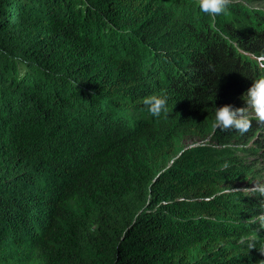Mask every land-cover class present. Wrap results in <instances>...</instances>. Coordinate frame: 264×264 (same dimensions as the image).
<instances>
[{
  "label": "trees",
  "instance_id": "16d2710c",
  "mask_svg": "<svg viewBox=\"0 0 264 264\" xmlns=\"http://www.w3.org/2000/svg\"><path fill=\"white\" fill-rule=\"evenodd\" d=\"M255 3L0 0V264H264V123L212 126L264 75Z\"/></svg>",
  "mask_w": 264,
  "mask_h": 264
},
{
  "label": "clouds",
  "instance_id": "9594fccd",
  "mask_svg": "<svg viewBox=\"0 0 264 264\" xmlns=\"http://www.w3.org/2000/svg\"><path fill=\"white\" fill-rule=\"evenodd\" d=\"M232 0H198L199 10L212 17L226 14L229 10ZM256 65L259 69H264V53L254 56ZM245 100L247 107L234 109L230 105L216 108L213 128L227 131L234 129L241 135L247 133L252 127V117L257 122L264 123V75L257 78L251 88L246 93ZM143 104L147 106L149 113L153 117H160L162 113L167 114V100L160 95H151L143 100ZM251 110V113L249 112ZM227 167V165H225ZM254 187L245 189L244 191L251 193H259L264 197V183L256 182ZM251 223L258 224L260 229H264V213L254 215L249 220ZM252 249L254 244H250Z\"/></svg>",
  "mask_w": 264,
  "mask_h": 264
},
{
  "label": "rangeland",
  "instance_id": "374dc122",
  "mask_svg": "<svg viewBox=\"0 0 264 264\" xmlns=\"http://www.w3.org/2000/svg\"><path fill=\"white\" fill-rule=\"evenodd\" d=\"M253 6L255 8H263L264 7L263 5H259V4H256V3ZM249 112L251 113V110H249ZM206 138H207V135H200V136L199 135H190V136H186L184 138V140H183V146L184 147H190V146L199 144L201 141L205 140ZM259 182L264 183V176Z\"/></svg>",
  "mask_w": 264,
  "mask_h": 264
}]
</instances>
